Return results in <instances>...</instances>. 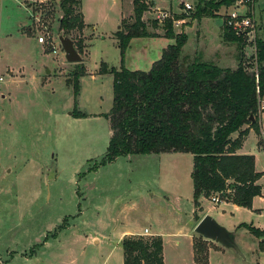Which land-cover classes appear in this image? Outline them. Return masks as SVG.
Listing matches in <instances>:
<instances>
[{
	"label": "rangeland",
	"instance_id": "1",
	"mask_svg": "<svg viewBox=\"0 0 264 264\" xmlns=\"http://www.w3.org/2000/svg\"><path fill=\"white\" fill-rule=\"evenodd\" d=\"M59 1L0 0V264H122V238L143 229L161 238L163 264H196L193 240L208 247L207 264H264L261 238L240 227L264 229V175L258 181L263 196L249 206L203 198L196 211L189 153L119 157L90 171L109 144L112 76L97 70L102 62L120 66L110 36L120 25V7L89 8L88 19L96 22L95 29L82 31L92 34L89 55L86 46L78 53L81 61L70 64L59 42ZM148 1L155 5L142 16L147 31L162 35L164 22L156 8L179 17L173 33L187 35L181 51L186 62L197 59L234 70L240 53L250 64V42L239 52L236 43L222 40L223 21L235 3L221 7L214 18L197 19L198 6L204 5L200 0ZM184 2L191 10L183 9ZM132 8L131 0L123 1L127 23L133 22ZM241 9L255 24V38L264 40V0ZM39 36L45 44H38ZM78 36L74 31L63 37L75 44ZM173 43L166 37L135 38L125 67L147 71ZM62 65L61 77H55ZM80 65L87 75L80 78L76 108L85 116L75 117L70 82ZM245 139L239 152L254 156L255 170L264 172L257 134L251 131ZM204 214L226 229L236 248L195 233L194 221Z\"/></svg>",
	"mask_w": 264,
	"mask_h": 264
},
{
	"label": "trees",
	"instance_id": "2",
	"mask_svg": "<svg viewBox=\"0 0 264 264\" xmlns=\"http://www.w3.org/2000/svg\"><path fill=\"white\" fill-rule=\"evenodd\" d=\"M125 1V0H122ZM133 22L122 20L113 34L120 53L118 69L100 63V75L112 76L111 110L106 115L110 125L107 150L90 171L112 164L119 157L131 155L189 153L193 158V203L200 211V199L231 201L237 206H249L254 198L262 196L259 179L264 172L255 170V158L236 154L249 132L258 134L257 121L249 117L256 110L255 90L264 91V40L256 37L250 46L254 50L251 62L245 65L242 54L235 69L217 67L202 60L190 63L182 58V47L187 35L173 33V24L179 17L165 19L162 36L174 43L162 50L161 57L147 71L127 70L124 59L133 38L160 37L147 31L143 14L153 5L148 0H131ZM237 0H218L198 6L196 18L216 17L221 8H229ZM58 7L62 15L58 31L62 36L78 32L75 41L77 53L84 46L82 31L85 28L81 0H61ZM225 18L222 40L235 44L237 50L249 42L241 33L232 32ZM87 75L80 65L73 74V116H85L76 108L79 81ZM257 78V85L255 80ZM236 135L235 138H232ZM216 205H219L216 204ZM198 221V219H197ZM256 238H263L264 230L240 224ZM264 249V241L259 243ZM122 264H163L162 240L159 236H125L121 240ZM193 240V260L207 264L208 247Z\"/></svg>",
	"mask_w": 264,
	"mask_h": 264
},
{
	"label": "built area",
	"instance_id": "3",
	"mask_svg": "<svg viewBox=\"0 0 264 264\" xmlns=\"http://www.w3.org/2000/svg\"><path fill=\"white\" fill-rule=\"evenodd\" d=\"M40 1V0H38ZM253 0H237L234 6V11L227 14L228 18V26L231 30H235V32L241 33L249 38V42L255 39V24L253 20H250L247 17H243L240 14V9L245 7L247 4H251ZM184 10H191V5L187 2L182 4ZM238 11V12H237ZM158 20L164 21L165 19L169 18L170 16L165 11H159L158 15L156 16ZM38 43L45 44V39L42 36H39ZM250 47V46H249ZM252 49V47H251ZM253 50V49H252ZM52 53H55V46L51 47L50 50ZM254 52V50H253ZM257 78L255 80V84L257 85ZM4 82L3 76L0 75V84ZM255 103H256V110L254 112L253 121H257L258 124V134L257 137L259 138L258 145L259 148L264 151V91H261L259 85L256 86L255 90ZM214 204H221L218 197H214L212 201ZM147 233V230L145 231Z\"/></svg>",
	"mask_w": 264,
	"mask_h": 264
},
{
	"label": "water",
	"instance_id": "4",
	"mask_svg": "<svg viewBox=\"0 0 264 264\" xmlns=\"http://www.w3.org/2000/svg\"><path fill=\"white\" fill-rule=\"evenodd\" d=\"M59 42L68 63L75 64L81 61V56L77 53L73 42L69 38L59 36ZM249 120L254 122L252 116L249 117ZM194 229L195 233L203 238L218 243L221 246L236 248L231 235L226 229L219 227L209 216L205 215L204 218L197 223Z\"/></svg>",
	"mask_w": 264,
	"mask_h": 264
},
{
	"label": "crops",
	"instance_id": "5",
	"mask_svg": "<svg viewBox=\"0 0 264 264\" xmlns=\"http://www.w3.org/2000/svg\"><path fill=\"white\" fill-rule=\"evenodd\" d=\"M82 1V6H81V12H82V15H83V19H84V23H85V29L86 30H88V29H95V27H96V22H92L90 19H88V17L89 16H91L92 14L91 13H88L89 12V8L90 9H92V8H94V6H96L97 7V9L98 8H100V7H103V8H110V6H111V4L113 3V5H115L116 4V6H118V7H120V13H119V18H118V22L121 24V22H122V4H123V1L122 0H81ZM91 1H94V2H91ZM154 4V3H153ZM155 5V4H154ZM156 10H161V9H157L156 8ZM240 10H242V9H240ZM240 12V11H239ZM120 20V21H119ZM119 27H120V25L118 26V29H119ZM118 29H115V31H111L110 32V36L111 37H114V36H112V34H114ZM82 37L84 38V45H85V47H86V50H87V54H88V50H89V47H90V45H89V42L90 41H88L89 39L88 38H91L92 37V34H82ZM103 38H106L105 36L103 37ZM151 38V37H150ZM153 38H163V36L162 35H160V37H153ZM133 39H135V38H133ZM133 39H131V41L133 40ZM130 41V42H131ZM39 44V43H38ZM129 45H130V43H129ZM130 47L128 46V49H129ZM128 49L126 50V55H125V59H124V67L126 66V60H127V52H128ZM89 55V54H88ZM68 63V62H67ZM71 64V63H70ZM63 66H65V65H62V66H59V68L58 69H55V71L53 72L54 73V76L55 77H61V74L62 73H60L59 72V70L61 69V68H63ZM151 66V65H150ZM126 68V67H125ZM127 69V68H126ZM128 70V69H127ZM130 70V69H129ZM136 70V69H135ZM82 78V77H81ZM235 136L236 135H233L232 136V138H235ZM245 142V141H244ZM236 154L238 155V154H242L241 152H239V149H238V151L236 152ZM245 155V154H244ZM262 192V191H261ZM262 196H263V193H262ZM258 197H261V196H258ZM204 198V197H203ZM202 198V199H203ZM207 199V198H206ZM209 200V199H208ZM222 204L224 203V202H221ZM200 204H201V202H200ZM220 205V204H219ZM200 207H201V205H200ZM200 210H201V208H200ZM206 214H204V215H202V216H198V221L196 220V221H194L195 222V224H194V228H195V226L197 225V223L202 219V218H204V216H205ZM259 228V227H258ZM257 228V229H258ZM260 230H264V229H261V228H259ZM143 232H135V233H133V235H141V236H155V235H153V233H151L150 234V232L147 230V233H145V231H146V229H143L142 230ZM133 235H129V236H133ZM123 239V238H122ZM261 241H262V239H261ZM215 243V242H214ZM216 244V243H215ZM218 244V243H217ZM217 246V245H216Z\"/></svg>",
	"mask_w": 264,
	"mask_h": 264
}]
</instances>
